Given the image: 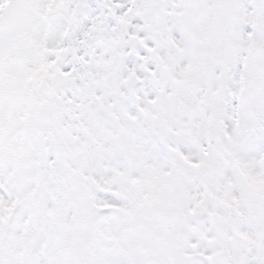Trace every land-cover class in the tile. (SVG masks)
<instances>
[{"label": "rangeland", "instance_id": "obj_1", "mask_svg": "<svg viewBox=\"0 0 264 264\" xmlns=\"http://www.w3.org/2000/svg\"><path fill=\"white\" fill-rule=\"evenodd\" d=\"M154 1L124 0L108 18L97 12L89 22L74 8L83 0H64L70 23L62 32L66 21L55 27L36 22L51 1L18 0L2 26L0 220L8 214L23 228L14 247L3 250L7 264H32L23 251L33 239L39 240V264H96L101 251L107 260L115 253L117 264H171L187 251H241L242 238L252 240L246 245L264 243V1L189 0L184 13L198 5L202 19L193 11L201 29L189 32V48L152 37L153 24L137 23ZM223 12L231 19L225 26L231 42L207 45L205 18ZM246 25L254 35L243 30ZM36 28L50 33L47 45L56 57L68 52V44L74 55L61 64L54 56L36 62L28 40H38ZM129 35L139 39L135 50ZM87 36H96L95 47ZM196 59L198 71L189 76L206 89L192 107L183 75ZM35 79L37 91L30 89L38 87ZM142 79L147 89L134 100L130 94ZM218 79L233 84L225 104L216 88L208 90ZM222 119L230 124L220 139L224 148L209 155L206 130ZM151 197L183 206L189 221L183 242L174 235L166 242L170 230L142 216ZM107 206L114 214L103 218ZM14 211L22 214L17 218ZM203 211L211 225L195 220ZM125 215L142 223L133 235H127ZM238 223L242 230L232 235L226 226ZM30 231L40 236L26 238ZM109 238L115 242L107 249Z\"/></svg>", "mask_w": 264, "mask_h": 264}, {"label": "bare ground", "instance_id": "obj_2", "mask_svg": "<svg viewBox=\"0 0 264 264\" xmlns=\"http://www.w3.org/2000/svg\"><path fill=\"white\" fill-rule=\"evenodd\" d=\"M103 1H105V0H103ZM263 1L264 0H262V4H263ZM261 81H262L261 84L264 85V76L261 78Z\"/></svg>", "mask_w": 264, "mask_h": 264}]
</instances>
